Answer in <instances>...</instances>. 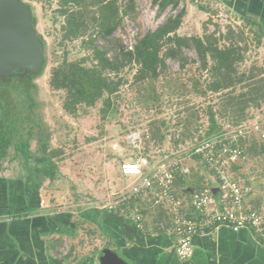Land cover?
Listing matches in <instances>:
<instances>
[{
	"label": "rangeland",
	"instance_id": "374dc122",
	"mask_svg": "<svg viewBox=\"0 0 264 264\" xmlns=\"http://www.w3.org/2000/svg\"><path fill=\"white\" fill-rule=\"evenodd\" d=\"M23 1L31 7L34 26L45 41L46 65L42 73L32 79L33 108L23 95L5 96L3 101L13 114H19L25 137L35 125L30 147L34 154L40 155L38 148L45 135L49 148L63 150L62 159H56L54 178L38 174L36 179L41 180V187L35 193L36 198L41 209L67 214L71 219L74 227L71 234L62 239V252L96 263L101 251L113 245L114 234L110 231L108 211L101 206L127 185V178L121 172L124 162L146 160L152 167L184 157L186 165L190 167V173L186 176L189 184L198 190L215 185L212 173L198 160H186V155L208 130L210 110L216 114L220 124H234L230 111L224 108L228 102L225 96L228 90L223 89L219 93L208 91L207 95L198 93L194 85L200 82L206 86L213 78L208 71L200 68L197 52L184 49L187 60L185 67L168 58V66L153 83L154 86L148 85V82H136L135 66L126 67L120 75L124 78L120 91L106 114L102 111L103 103L98 102L95 106L80 109L79 114L73 116L63 108L65 92L52 89L49 79L53 66L65 56L69 60H76L92 52L82 45V40L88 36L64 39L62 25L65 24V17L59 12L62 0ZM115 3L121 20L114 33L106 37L110 43L118 40L126 48L135 45L140 35L155 30L169 16L186 8L179 31L181 34L202 37L214 34L218 44L226 46L230 42L226 36L231 28L235 34L233 42L244 56V61L239 65L240 73H252L255 80L264 84V50L258 45L257 34L248 26L239 25L226 17L227 13L221 5L211 0H182L177 8L169 6L160 12L153 0H134L133 8L125 13L130 0H115ZM71 4L65 8L73 11L76 7ZM91 30L96 31L97 27ZM96 35L97 44L103 46L104 38L99 33ZM241 86H237L238 92L244 90ZM156 96L158 99L154 100ZM247 114L251 116L249 121L264 120V101L258 107H250ZM191 115L194 123L190 130H185L183 121ZM188 133L190 135L186 137ZM159 134L165 135L163 140L159 139ZM256 142L260 141L253 137L248 147L251 149ZM24 161L22 154L17 156L16 150L11 147L1 164L5 172L0 170V179L16 175L27 177L29 173L22 165ZM34 162L33 157L28 163L31 165ZM246 163V175L236 177L245 188L252 206L264 214V155L250 156ZM15 166L18 169L14 170ZM180 187L176 188L179 193L182 190ZM151 200L152 195L146 202L148 207L152 206ZM154 207H159L162 214L163 210L167 211L159 205ZM85 211L86 217L80 215ZM116 252L122 257L119 251Z\"/></svg>",
	"mask_w": 264,
	"mask_h": 264
},
{
	"label": "trees",
	"instance_id": "16d2710c",
	"mask_svg": "<svg viewBox=\"0 0 264 264\" xmlns=\"http://www.w3.org/2000/svg\"><path fill=\"white\" fill-rule=\"evenodd\" d=\"M153 1L158 5L160 12H163L169 6L177 8L182 0ZM61 2L59 12L65 17V24L62 25L64 39L73 40L87 35L88 38L82 40V45L86 50L92 51L89 55L76 60H69L65 56L51 70L49 84L52 89L65 92L63 108L73 116L78 115L80 109L95 106L98 102L103 103L102 111L106 114L116 100L114 97H117L120 91L124 79L120 75L126 67L135 66L137 70L134 76L136 82L143 84L148 82V85L154 86L153 83L167 68L168 58L178 61L181 67H185L187 60L184 49L195 50L199 56L200 68L208 71L213 78L206 86H202L197 80L198 83L194 85V89L201 95H207L208 91L219 93L223 89H227L228 92L225 96L228 97V102L224 104V108L226 111H230L234 122L233 125H222L217 121L216 114L210 110V126L205 135L201 136L198 141L227 128L248 122L250 120L248 118L251 116L247 114V110L254 105L260 106L261 101H264V84L255 80L252 73L246 75L239 71V65L244 61V56L238 45L233 42L235 34L231 28L226 36L230 42L226 46H220L218 39L214 38V34H205L203 37L183 35L179 32L186 15V8H183L178 14L169 16L155 30L140 35L134 48L128 49L118 40L110 43L106 39L107 36L114 33L121 20L115 0H62ZM133 2L134 0H130V6L125 8V13L133 8ZM69 3H72L71 5L76 9L71 11L65 8ZM92 27H97V30H91ZM96 33L104 38L103 46L97 44ZM40 37L45 47V41L42 36ZM110 52L113 54L110 55ZM45 65L46 57L40 70L25 75L27 77L25 80L40 75ZM4 83L6 82L0 78V84ZM239 85H242L241 88L244 90L238 92L237 86ZM147 89L149 88L147 87ZM149 90L151 91V89ZM3 95L0 87V167L3 160L7 158L10 148L14 147L16 155L22 154L26 162L34 157L36 164L32 169L29 168L32 175L42 173L54 178L57 170L56 159H62L63 150L49 148V144L45 140L47 135H45L41 138L40 148H38L40 155L34 154L30 147L35 125L28 130L29 135L25 137L21 126L22 119L19 114L11 112L8 104L3 101ZM151 96L154 97L153 94ZM157 99L156 96L154 100ZM33 107L34 103L31 104L30 108ZM31 114L28 113V115ZM192 116L183 121L185 130H190V126L194 123ZM162 123L164 124L165 121ZM189 135V133L186 134V137ZM158 136L160 140L165 137L164 134ZM247 153V160L250 156L264 155V143L256 142L251 149L247 147ZM246 161L233 166L236 176L246 175L244 170V168L246 169ZM205 168L207 169V167ZM186 176L187 174H178L174 186L175 188L181 186L180 194L188 196L195 187L188 183ZM215 184L212 186H217L216 180ZM40 187L41 182L34 186L27 185L28 190L32 189L36 192L40 190ZM7 212L8 215L15 217L24 215L13 213L10 209Z\"/></svg>",
	"mask_w": 264,
	"mask_h": 264
},
{
	"label": "crops",
	"instance_id": "0c3cea01",
	"mask_svg": "<svg viewBox=\"0 0 264 264\" xmlns=\"http://www.w3.org/2000/svg\"><path fill=\"white\" fill-rule=\"evenodd\" d=\"M211 1L221 5L227 17L257 34L258 45L264 50V0ZM35 164L22 163L29 173L27 177L0 179V264H100L62 252V239L74 226L67 214L41 209L37 192L28 190V184L41 181L29 169ZM3 168L0 170L5 172ZM152 207L147 211L150 234L136 230L123 214L106 212L114 234L110 248L119 251L130 264H264V241L249 229L234 231L227 227L195 235L193 257L182 260L176 253L168 212L163 210L162 214L159 207ZM8 209L24 215L10 216ZM81 214L86 217L87 211Z\"/></svg>",
	"mask_w": 264,
	"mask_h": 264
},
{
	"label": "built area",
	"instance_id": "2783aa9c",
	"mask_svg": "<svg viewBox=\"0 0 264 264\" xmlns=\"http://www.w3.org/2000/svg\"><path fill=\"white\" fill-rule=\"evenodd\" d=\"M227 17V15H225ZM134 45L128 46L133 49ZM227 128L204 138L188 150L186 160H198L216 178L217 186L193 189L181 195L174 182L178 174H189L185 158L165 161L149 167L148 161H128L121 165L127 185L101 208L121 213L136 230L150 234L147 218L151 205L164 207L171 220V233L176 237V253L182 260L193 257V237L227 227L234 231L251 230L264 241V214L252 206L245 188L233 171V166L248 158L247 147L253 137L264 143V120H254ZM217 187L215 193L213 188ZM153 201V202H152ZM151 226V227H150Z\"/></svg>",
	"mask_w": 264,
	"mask_h": 264
},
{
	"label": "water",
	"instance_id": "95a60500",
	"mask_svg": "<svg viewBox=\"0 0 264 264\" xmlns=\"http://www.w3.org/2000/svg\"><path fill=\"white\" fill-rule=\"evenodd\" d=\"M45 47L33 25L31 7L23 0H0V78L40 70ZM215 193L218 188H213ZM100 264H130L112 248H104Z\"/></svg>",
	"mask_w": 264,
	"mask_h": 264
},
{
	"label": "flooded vegetation",
	"instance_id": "af4514ba",
	"mask_svg": "<svg viewBox=\"0 0 264 264\" xmlns=\"http://www.w3.org/2000/svg\"><path fill=\"white\" fill-rule=\"evenodd\" d=\"M13 78V79H12ZM23 78V80H21ZM26 76H23L22 74L18 73L16 75H10L8 78L3 79L6 83L0 84V87L2 89V93L4 94V98L9 97L10 95H23L25 101H30L29 105L31 106L33 102L32 95H31V89H32V79H27Z\"/></svg>",
	"mask_w": 264,
	"mask_h": 264
}]
</instances>
